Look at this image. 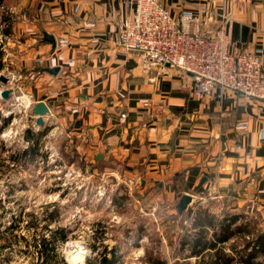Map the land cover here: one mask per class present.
I'll return each mask as SVG.
<instances>
[{"label": "crops", "instance_id": "obj_1", "mask_svg": "<svg viewBox=\"0 0 264 264\" xmlns=\"http://www.w3.org/2000/svg\"><path fill=\"white\" fill-rule=\"evenodd\" d=\"M124 1L0 0L14 18L4 29L6 41L0 50V70L7 67L12 75L1 82L0 91L9 89V98L27 97L30 112L44 102L48 111L43 125L66 132L90 163L116 161L143 190L153 188L149 191L154 203L175 206L183 194L194 191L186 208L192 205L194 226L214 225L206 227V238L223 215H236L231 228L239 230L217 245L232 255L231 246L241 249L264 232L258 217L264 215V102H243L236 93L219 88L193 97L187 72L171 66L153 69L133 52L119 51L116 23L127 12ZM160 2L175 15L184 9L197 13L206 34L216 29V13L223 7L231 19L230 50L257 53L264 70V0ZM6 99L0 96V101ZM146 99L165 105V115L154 123L141 111ZM7 118L12 120L8 114L3 122ZM239 120L247 122L246 132L234 127ZM8 125L1 123L0 129ZM202 178L205 182L194 189ZM203 216L211 217L213 224H199ZM183 229L191 238L197 227ZM189 252L179 242L174 255L164 259L167 264L214 259L210 248L199 255ZM47 264L63 263L51 254Z\"/></svg>", "mask_w": 264, "mask_h": 264}, {"label": "rangeland", "instance_id": "obj_2", "mask_svg": "<svg viewBox=\"0 0 264 264\" xmlns=\"http://www.w3.org/2000/svg\"><path fill=\"white\" fill-rule=\"evenodd\" d=\"M8 98L0 101L1 123L12 116L3 130L9 135L2 136L0 129V223L9 227L3 236L66 234L78 250L82 246L74 241L90 245L89 264H99L103 251L110 257L111 249L114 264H149V257L174 255L186 232L181 228L191 225L192 205L178 212L175 202L154 203L153 188L143 190L116 161L90 163L62 129L35 126L34 113L21 102L25 97ZM25 127L35 134L32 139L25 138ZM189 192L191 197L195 193ZM258 217L264 222L263 214ZM257 260L264 264L263 256Z\"/></svg>", "mask_w": 264, "mask_h": 264}, {"label": "built area", "instance_id": "obj_3", "mask_svg": "<svg viewBox=\"0 0 264 264\" xmlns=\"http://www.w3.org/2000/svg\"><path fill=\"white\" fill-rule=\"evenodd\" d=\"M124 5L127 12L116 23L115 45L119 51L133 52L143 65L153 69L171 66L187 72L192 81L193 97L202 98L219 88L236 93L243 102H264L261 58L249 49L230 50L227 30L231 27V19L223 7L216 13L219 20L216 29L206 34L201 29V17L192 10L184 9L175 15L160 0H125ZM0 9L3 14L1 50L6 41L4 29L9 28L14 18L10 8L0 5ZM3 70L4 75H12L7 67ZM17 98L23 96H15V100ZM141 111L154 123L165 115V105L162 101L146 99ZM120 115V118L125 116L124 113ZM246 126L245 120L236 121L234 125L241 133L246 132ZM11 223L8 220L7 225ZM6 228L9 227L0 223V232L6 233ZM74 242L83 246L80 253H76L80 255L79 260L67 258L74 247L66 234L0 238V264H47L51 254L60 256L63 264H88L92 248L86 242Z\"/></svg>", "mask_w": 264, "mask_h": 264}, {"label": "trees", "instance_id": "obj_4", "mask_svg": "<svg viewBox=\"0 0 264 264\" xmlns=\"http://www.w3.org/2000/svg\"><path fill=\"white\" fill-rule=\"evenodd\" d=\"M8 118L4 120L3 125L8 122ZM28 136H25L26 139L35 136L29 129L27 130ZM198 187L196 190H199ZM200 218V217H199ZM237 219V216L234 214L231 215H223L217 222L219 223L217 228L213 229L211 232V238H206V227L214 225H206L213 224L211 217H201L199 220V224L206 226H194L196 225V219L193 220V216L190 218V226L196 228L194 231V237H187L184 235L180 240V246L187 245L190 249L189 256L195 254L199 255L203 251H207V248L213 249L214 259L207 260L206 264H232L235 262H241L243 264H261L260 261L257 260V257L264 256V232L258 233L254 240L245 241L243 247L241 249L235 250L233 246H231V251H235L232 255L222 253L221 248L217 247L218 243L221 244L223 241L228 240V238L233 235L235 231L239 230L238 226L235 228H231L233 222ZM8 228H6L7 230ZM0 234L3 235L2 232ZM110 257L106 256V253L101 252V256L99 259V264H114L116 262V256L114 254V250L111 249L109 251ZM149 264H167L166 259L164 258H156L149 257ZM89 264V262H88ZM188 264V263H184Z\"/></svg>", "mask_w": 264, "mask_h": 264}, {"label": "water", "instance_id": "obj_5", "mask_svg": "<svg viewBox=\"0 0 264 264\" xmlns=\"http://www.w3.org/2000/svg\"><path fill=\"white\" fill-rule=\"evenodd\" d=\"M46 71L56 73L58 72L57 68H44ZM0 81L5 84L7 82V77L0 74ZM10 93V90L7 88H4L0 91V96L3 99H6ZM48 111V107L44 102H39L32 108V112L34 113L36 119L35 124L36 126H42L43 125V115ZM99 156V155H98ZM206 178V177H205ZM205 178H202L199 182V184L194 188L197 189L199 186H201L205 182ZM191 201V194H183L180 199L178 200L177 204L175 205V208L178 210V212H182L188 204Z\"/></svg>", "mask_w": 264, "mask_h": 264}, {"label": "bare ground", "instance_id": "obj_6", "mask_svg": "<svg viewBox=\"0 0 264 264\" xmlns=\"http://www.w3.org/2000/svg\"><path fill=\"white\" fill-rule=\"evenodd\" d=\"M27 98V97H26ZM25 98V100L23 101V102H25V103H27V99ZM22 100V99H21ZM22 102V103H23ZM9 131L7 130V131H3L1 134H2V136H8L9 134ZM72 247H74L73 249H71L70 250V252H68L69 254H67V258L69 259V260H72V259H77V260H79V258H80V256H78L76 253H80V250L81 249H83V248H81L80 247V250H78V248H77V246L75 247V246H72ZM83 247V246H82ZM78 250V251H77ZM71 251H73V253L71 252ZM76 251V252H75ZM78 256V257H77Z\"/></svg>", "mask_w": 264, "mask_h": 264}]
</instances>
